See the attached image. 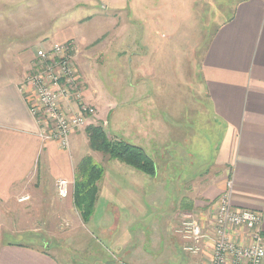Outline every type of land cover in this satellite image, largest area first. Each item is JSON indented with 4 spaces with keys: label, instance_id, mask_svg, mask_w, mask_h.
<instances>
[{
    "label": "crops",
    "instance_id": "1",
    "mask_svg": "<svg viewBox=\"0 0 264 264\" xmlns=\"http://www.w3.org/2000/svg\"><path fill=\"white\" fill-rule=\"evenodd\" d=\"M224 2L213 9L227 11L229 7L231 13L228 17L223 13L225 18L209 38L198 70L213 121L209 130H214L215 124L222 130L212 161H205L202 154L196 159L198 154L187 152L191 160L186 164V152L178 148L181 131L167 126L163 116L156 114L157 108L124 104L119 111L123 140L142 147L153 158L154 176L91 150L85 129L71 135L68 149L56 140H46V125L31 111L33 87L25 83L37 61V51L28 44L9 51L1 47L0 264H60L58 256H64L67 241L73 240L76 250L82 248L78 232L73 238L61 235V222L79 213L73 187L77 165L86 154L105 168L87 223L93 226L96 240L108 249L92 251L93 261L96 258L100 264H110L111 251L115 250L122 255L120 264L123 259L156 264L151 256L146 258V233L139 226L147 219L146 199L169 211L161 219L163 226L178 223L184 216L179 219L181 211L192 212L193 218L207 225L208 212L214 209L210 204L217 202L228 181L233 184V206L261 214L264 236V0ZM64 42L70 41L55 43ZM93 93L84 90L83 95L102 115L105 105ZM113 107L107 115L116 110ZM61 178L74 183L66 199L57 195L56 184ZM26 195L29 199L19 202ZM199 211H205L199 214L200 219ZM82 222V226L87 224ZM39 223L46 225V231L36 226ZM24 224L33 227L17 232L27 231L26 235H35L36 241L6 240L8 234L14 235L7 225ZM161 235L152 238L160 240ZM206 257H195L196 264Z\"/></svg>",
    "mask_w": 264,
    "mask_h": 264
},
{
    "label": "rangeland",
    "instance_id": "2",
    "mask_svg": "<svg viewBox=\"0 0 264 264\" xmlns=\"http://www.w3.org/2000/svg\"><path fill=\"white\" fill-rule=\"evenodd\" d=\"M222 1L226 2L0 0V50L1 47L3 51L21 49L28 44L36 52L43 45L50 49L56 41L69 40L67 43L75 48L71 52L75 57L73 63L78 75L81 74L85 90H92L105 105L101 115L96 105L84 96L94 111L88 112L82 129L87 131L90 126H101L111 140H123L120 127L123 116L119 111L124 104L157 108L156 114L163 116L167 126L181 131L177 136L179 141H174L179 142L180 151L183 149L186 152L183 155L186 164H190L191 160L187 152L198 154L196 159H201L202 154L205 161H212L222 130L218 124H215L214 130H209L213 121L207 108L209 103L203 96L198 70L209 38L218 24L231 13L229 7L227 11L213 9L220 2L222 7ZM112 106L117 107L116 110L107 115ZM62 109L66 114L78 113L80 104L70 101L63 104ZM164 179L171 182L169 178ZM73 188L75 190V186ZM146 200L147 219L139 225L146 233V258L151 256L156 264H196L195 257L185 253L180 240L175 237L177 222L174 225L161 224V219L169 213L166 207ZM204 212L197 213L199 219V214ZM191 213L181 211L179 219L182 215V218L191 217ZM211 214L208 212L209 217ZM155 221L159 222L153 224ZM82 223V217L77 212L74 218L62 220L61 235L73 238V234L78 232L82 248L76 250L74 241H67L62 251L64 256L58 254L60 264H100L96 258L92 260L91 252L106 250L108 245L96 240L91 223L83 226ZM36 226L46 231V225L39 223ZM32 227L26 224L7 225V230L14 235L8 234L5 238L7 241L30 242L27 231H17ZM161 232L160 240L152 238ZM143 242L140 244L143 245ZM121 256L119 252L111 251L110 264H120ZM121 262L143 264L135 259H123Z\"/></svg>",
    "mask_w": 264,
    "mask_h": 264
},
{
    "label": "built area",
    "instance_id": "3",
    "mask_svg": "<svg viewBox=\"0 0 264 264\" xmlns=\"http://www.w3.org/2000/svg\"><path fill=\"white\" fill-rule=\"evenodd\" d=\"M73 51V44L67 42L55 43L50 49H39L37 65L25 80L33 87L32 95L35 97L31 111L40 123L46 125L44 138L56 140L67 149L71 135L84 128L88 112L94 111L84 98L85 88L73 63ZM70 101L80 104L78 113H64L62 105ZM74 183L65 178L59 179L57 195L68 198ZM226 184L227 189L218 196L217 202L210 204L214 209L207 225L192 216L176 223L175 234L181 240L182 249L197 258L207 254L198 264H264L262 216L254 210L233 206L232 181ZM28 199L29 196H22L19 202Z\"/></svg>",
    "mask_w": 264,
    "mask_h": 264
},
{
    "label": "trees",
    "instance_id": "4",
    "mask_svg": "<svg viewBox=\"0 0 264 264\" xmlns=\"http://www.w3.org/2000/svg\"><path fill=\"white\" fill-rule=\"evenodd\" d=\"M87 134L91 150L101 151L109 155L111 159H117L151 176L155 175L154 160L142 147L126 140H111L101 126H90ZM104 172V166L91 155L83 157L77 165L74 200L79 215L86 223L93 214L98 194V182L102 179ZM27 237L30 241H36L35 235L27 234Z\"/></svg>",
    "mask_w": 264,
    "mask_h": 264
}]
</instances>
